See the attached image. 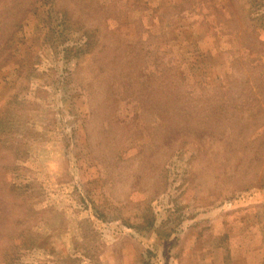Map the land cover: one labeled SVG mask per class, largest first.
Masks as SVG:
<instances>
[{
    "label": "rangeland",
    "instance_id": "obj_1",
    "mask_svg": "<svg viewBox=\"0 0 264 264\" xmlns=\"http://www.w3.org/2000/svg\"><path fill=\"white\" fill-rule=\"evenodd\" d=\"M0 264H264V0H0Z\"/></svg>",
    "mask_w": 264,
    "mask_h": 264
}]
</instances>
